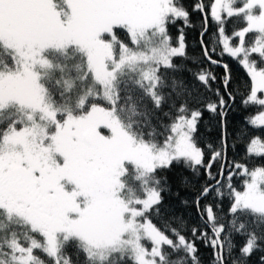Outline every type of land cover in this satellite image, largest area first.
Returning <instances> with one entry per match:
<instances>
[{"label":"snow or ice","instance_id":"6c2138e0","mask_svg":"<svg viewBox=\"0 0 264 264\" xmlns=\"http://www.w3.org/2000/svg\"><path fill=\"white\" fill-rule=\"evenodd\" d=\"M225 55L264 108V0H0V264H264V138L228 160Z\"/></svg>","mask_w":264,"mask_h":264},{"label":"trees","instance_id":"16d2710c","mask_svg":"<svg viewBox=\"0 0 264 264\" xmlns=\"http://www.w3.org/2000/svg\"><path fill=\"white\" fill-rule=\"evenodd\" d=\"M207 2V0H205ZM195 20V17H193ZM187 40L191 45L193 41L197 38L199 32V20H196V31L187 30ZM199 49H195L198 51ZM189 53L192 54L194 52L192 47L188 49ZM224 62L229 65L230 75L232 77V87L237 92V99L234 104L228 110V133L229 135V149H228V160H232L234 157L237 160L243 159L246 155L247 149V141L252 136H260L264 138V126L255 127L248 123V118L254 117L256 114L264 111V108H261L259 105H248L245 106L241 102V95L245 94L249 90L250 86V77H248L245 69L238 63L237 60L228 57L227 55L223 58ZM189 66L191 67V62H189ZM207 67V65H205ZM212 71L220 76L223 75L224 69L222 67L212 66ZM260 95V94H258ZM240 129H246L248 136L244 138V140H238L236 137L239 133ZM199 131L201 135L209 141L218 142L219 137L221 135V130L216 122L211 118L210 114L205 112L202 117V121L199 125ZM234 144V146H233ZM203 147V145H202ZM255 160H260V157H253ZM188 175L189 173H185ZM170 176H174L175 173H169ZM181 191L184 199L189 200V204L191 203L192 195L185 191L182 188H178L175 183H173V192ZM172 201L176 206L177 214H183L186 219L193 216L194 209L190 206H185L181 204L176 198L173 196ZM200 257L203 261V264H211V252L208 249H205L202 245L200 246Z\"/></svg>","mask_w":264,"mask_h":264},{"label":"rangeland","instance_id":"374dc122","mask_svg":"<svg viewBox=\"0 0 264 264\" xmlns=\"http://www.w3.org/2000/svg\"><path fill=\"white\" fill-rule=\"evenodd\" d=\"M258 114H259V113H258ZM258 114H256V115H258ZM256 115H255V116H256Z\"/></svg>","mask_w":264,"mask_h":264}]
</instances>
